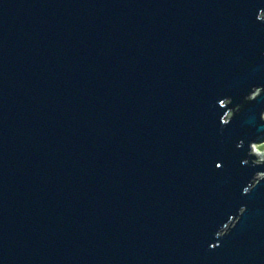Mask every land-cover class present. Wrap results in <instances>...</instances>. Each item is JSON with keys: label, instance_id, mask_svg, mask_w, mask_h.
<instances>
[{"label": "water", "instance_id": "1", "mask_svg": "<svg viewBox=\"0 0 264 264\" xmlns=\"http://www.w3.org/2000/svg\"><path fill=\"white\" fill-rule=\"evenodd\" d=\"M264 0H0V264H264Z\"/></svg>", "mask_w": 264, "mask_h": 264}, {"label": "rangeland", "instance_id": "2", "mask_svg": "<svg viewBox=\"0 0 264 264\" xmlns=\"http://www.w3.org/2000/svg\"><path fill=\"white\" fill-rule=\"evenodd\" d=\"M253 151L261 156V159L264 158V135L253 143Z\"/></svg>", "mask_w": 264, "mask_h": 264}]
</instances>
